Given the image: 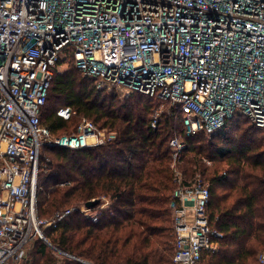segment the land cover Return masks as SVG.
Wrapping results in <instances>:
<instances>
[{"label":"built area","instance_id":"1","mask_svg":"<svg viewBox=\"0 0 264 264\" xmlns=\"http://www.w3.org/2000/svg\"><path fill=\"white\" fill-rule=\"evenodd\" d=\"M72 62L100 90L155 99L153 129L165 110L181 114L183 133L170 140L173 263L203 264L223 237L209 220L210 184L201 175L185 183L175 165L184 136L212 138L237 116L264 138V0H0V264H32L39 240L58 257L92 264L47 236L78 207L43 218L38 206L44 146L79 150L119 138L89 118L64 134L43 124L54 77ZM57 114L70 119L72 109Z\"/></svg>","mask_w":264,"mask_h":264},{"label":"trees","instance_id":"2","mask_svg":"<svg viewBox=\"0 0 264 264\" xmlns=\"http://www.w3.org/2000/svg\"><path fill=\"white\" fill-rule=\"evenodd\" d=\"M71 65L54 77L41 112L43 124L54 134H64L73 131L82 118H89L117 131L119 138L115 143L79 150L42 148L40 217L50 218L77 203L99 201L91 209L97 221L77 206L59 228L47 230L48 238L61 250L92 264H174L170 200L177 183L170 140L183 133L181 114L165 110L153 129L150 116L158 105L155 99L140 93L121 98L116 91L100 90L93 79ZM65 106L72 109L70 119L57 114ZM184 139L187 148L175 168L185 183L197 175L209 182L210 224L224 238L204 261L256 264V251L264 249L263 136L237 116L228 119L212 138L200 132ZM221 163L225 166L218 168ZM105 199L108 205L100 208ZM31 257L32 264H83L58 257L41 240L35 243Z\"/></svg>","mask_w":264,"mask_h":264},{"label":"rangeland","instance_id":"3","mask_svg":"<svg viewBox=\"0 0 264 264\" xmlns=\"http://www.w3.org/2000/svg\"><path fill=\"white\" fill-rule=\"evenodd\" d=\"M71 67H72V65L67 66V64H63V65H62V71H63V70H69ZM73 128H74V127H72V129H73ZM70 130H71V129H70ZM48 156H49V155H48ZM49 157H50V156H49ZM50 158H51V157H50ZM208 165H209L211 168L215 166V165L212 166L211 164H208ZM224 166H225V163H221V164H219L217 167H218V168H221V167H224ZM221 191H222V189L220 188V189H219V192H221ZM108 203H109V201H108L107 199H105V203H104L105 206H104V207H106V206L108 205ZM81 205H82L81 203H77V204L74 205V207L81 206ZM71 207H73V206H71ZM92 212H93V210H92V211H88V214H92ZM222 239H224V238H222ZM251 242H254V240H252ZM251 242H250V243H251ZM220 243H221V242H220ZM219 248H220V245H219ZM262 250H264V249H263L262 247H260V248L256 251V253H255L254 261H255L256 264H258V263H257V262H258V261H257V255H258V253L261 252ZM204 263H205V264H209V260H208V259H205Z\"/></svg>","mask_w":264,"mask_h":264},{"label":"water","instance_id":"4","mask_svg":"<svg viewBox=\"0 0 264 264\" xmlns=\"http://www.w3.org/2000/svg\"><path fill=\"white\" fill-rule=\"evenodd\" d=\"M98 202H99L98 200L89 201L85 204V207L88 209H92L98 204Z\"/></svg>","mask_w":264,"mask_h":264}]
</instances>
